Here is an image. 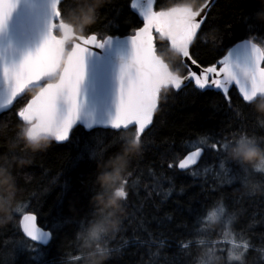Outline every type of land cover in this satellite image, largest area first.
<instances>
[{"label":"trees","instance_id":"trees-1","mask_svg":"<svg viewBox=\"0 0 264 264\" xmlns=\"http://www.w3.org/2000/svg\"><path fill=\"white\" fill-rule=\"evenodd\" d=\"M204 1L155 0L154 7L162 10L177 5H202ZM74 2L67 0V3ZM130 5L131 0H106L99 8L96 22L84 34H89V30L100 35L110 32L116 35L133 33V29L142 22ZM261 13H264V0H215L208 10V19L201 33L202 42L197 46L199 59L207 65L218 60L236 42L248 41L253 36L257 42L264 43V23L258 16ZM245 17L253 18L246 22ZM113 21L115 26H111ZM249 24L253 27L250 28ZM209 26L218 29L216 35L220 39L215 44ZM155 37L158 55L171 68L179 69L183 74L177 61V52L167 40L160 39L158 34ZM33 94L29 92L10 111L0 113V153L6 151V139L15 136L20 124L14 115L15 111ZM230 95L231 108L220 92L200 91L192 84H187L179 91L170 90L162 100L153 125L144 133L142 155L129 164L128 170L133 172L129 182L134 188L123 204L124 230L109 242L110 247L119 251L107 264H204L205 261L207 264H225L224 257L212 251L210 242H215L220 248L225 247V238L218 233L240 207L246 211L238 226V234L253 246L247 254L249 264H264V223L248 227L253 220H264V199L261 195L264 194V172L253 170L226 153L227 158L247 170L249 183L246 188L237 182L233 186L221 185L217 190L220 169L218 163L211 162L212 158L207 153L204 161L193 169L195 176L167 167L169 162L177 163L191 149V145L222 131L229 139L233 138L232 133H237L229 148L244 140L259 143L264 140V114L256 111L254 103L243 104L236 87L230 89ZM238 108L239 115L236 111ZM118 135L110 128L96 127L87 131L77 126L68 142L53 141L46 150L36 153L17 150L18 155L28 156L31 160L18 173L17 205L35 211L37 222L42 227H50L55 220L82 221L85 217L89 222L80 232H85L93 223L106 224L112 210L102 205L96 197L102 194L107 198L113 186H102L98 176L103 171L111 170L109 161L123 153L136 138L130 132L125 133L120 150L119 146L113 147L102 160L90 158V151L93 147L102 146L99 142L111 144ZM142 149L130 158L138 156ZM81 154L83 159L77 160ZM8 156L11 157L12 153H8ZM0 162L12 171L21 168L11 159ZM234 168L236 172L242 173L238 166ZM65 183L67 188L64 187ZM148 184L151 187L146 189L145 185ZM94 186L95 191L92 190ZM253 190L256 192L254 197L245 196L240 204L235 203L242 193ZM220 203L225 205L227 215L220 213L216 222L207 220L209 209ZM196 214L202 217L200 228L206 232L215 229L217 234L205 236L203 245L193 243L189 255L181 246L188 243L190 234L196 230ZM239 228L244 229L243 233H239ZM78 233L77 223L65 224L56 239L44 249L45 264L54 259L58 264H82L79 260L80 248H83L84 253L89 249L84 247L80 238L79 242L76 241ZM113 233H101L99 243L108 248L107 240ZM22 236L19 214H13L10 222L0 226V264H35L27 259V253L18 252L15 248V241ZM163 239L168 241V246L160 249L159 241ZM157 252L158 255H153Z\"/></svg>","mask_w":264,"mask_h":264},{"label":"snow or ice","instance_id":"snow-or-ice-1","mask_svg":"<svg viewBox=\"0 0 264 264\" xmlns=\"http://www.w3.org/2000/svg\"><path fill=\"white\" fill-rule=\"evenodd\" d=\"M20 3L21 0H0V32L7 28ZM154 5L155 0H131L130 6L142 18L143 26L134 28L133 34L128 35L131 55L119 68V89L114 115H110L106 120L97 119L94 113L85 116L82 85L86 79L88 61L93 57L101 62L98 79L102 82L104 76L102 52L96 50H104L119 37L111 32L100 35L90 30L87 35L76 34L64 21L67 8L70 6L67 0H51V15L48 18L46 35L34 52H28L19 63L0 64V76L7 86L6 93L0 97V110L10 111L16 103L27 97L29 92H33L31 98L14 113L20 124L28 128L29 135L37 136L43 133L54 137V141L60 143L68 142L77 126L87 131L93 130L95 126L110 128L119 135L111 144L99 142L102 146L93 147L90 151V158L102 160L113 147L119 146L120 150L125 140V133L130 132L143 145L142 152L130 158L131 162L142 155L144 133L153 125L162 100L170 90L179 91L187 84H192L200 91H218L224 96L230 108L232 87L238 89L241 101L245 105H251L256 97L264 96V43L257 42L255 36L248 38L247 42L252 49L250 63L243 65L235 63L229 54L205 65L198 57L197 46L202 42L201 33L208 19L211 0H206L202 5H177L162 10H156ZM258 16L264 23V13ZM252 18L244 19L248 22ZM111 26H115V21L111 22ZM249 27L253 25L249 24ZM212 31L215 44L220 37L216 35L218 29L212 28ZM154 34H158L160 39L166 38L170 47L179 52L177 61L183 69V74H174L168 63L159 57ZM193 66L196 70H193ZM236 111L239 115L240 109ZM236 135L237 133H232L233 138L229 139L222 131L216 136H208L191 145V150L179 159L178 163L169 162L167 167L195 176L193 169L204 161L207 153L212 158L211 162L218 163L220 169L217 190L221 185L233 186L237 182L246 188L249 183L247 170L226 156ZM260 142L264 144V140ZM80 159H83V154L78 156L77 160ZM234 166H238L242 173L236 172ZM19 171H23V168L13 169L16 181ZM132 175L133 172L127 169L122 181L123 187L117 192V195L124 198L123 204L127 202L134 188L129 182ZM64 187L67 188L66 183ZM145 187L148 189L151 185ZM92 190L95 191V186ZM168 195H171V190ZM255 195V190L245 191L235 203L240 204L245 196ZM261 195L264 199V194ZM220 205V213L227 215L225 205L223 203ZM190 211L195 212L192 209ZM245 211L246 209L242 207L237 208L227 219L226 226H222L223 230L219 231L218 234L225 238V247L220 248L215 242H210L212 251L224 257L225 264H249L247 254L253 246L249 240L243 239L238 234V226ZM13 214H19V228L23 234L21 239L15 241V248L18 252L27 253V259L35 264H45L44 249L56 239L57 233L65 224L77 223L80 232L89 222L87 217L82 221L55 220L50 227H42L36 223L35 211H29L23 205H17ZM120 220L119 231L114 232L107 240L109 256L105 264L113 258L115 252L119 251L110 247L109 242L117 233L124 230V218L121 216ZM196 221V230L190 234L188 243L181 246L189 255L193 243L203 245L206 242L205 236L217 234L215 229L206 232L204 228L199 227L203 222L199 214H196ZM259 223H264V220H253L248 227ZM243 231V228H239V233ZM75 239L79 242L78 235ZM159 244L160 249H163L168 246V241L163 239ZM80 252L79 260L84 264L85 254L82 247ZM158 254L159 252L153 253V255ZM47 264H58V262L54 259Z\"/></svg>","mask_w":264,"mask_h":264},{"label":"clouds","instance_id":"clouds-1","mask_svg":"<svg viewBox=\"0 0 264 264\" xmlns=\"http://www.w3.org/2000/svg\"><path fill=\"white\" fill-rule=\"evenodd\" d=\"M106 0H75L69 3L64 21L72 27L78 35H83L87 29L96 22L99 8L103 6ZM179 52L177 56L179 57ZM172 72L180 75L179 69L171 68ZM259 101V103H257ZM255 109L258 113L264 114V96H258L254 99ZM54 137L46 134L37 136L29 135L28 128L19 124L15 136L6 139L4 147L5 152L0 153V161L14 160L18 167H24L31 163L28 156H20L17 153L27 152L36 153L46 150L53 142ZM142 149V143L133 139L124 152L118 154L109 161L111 170L103 171L98 176L102 186L111 187L110 195L105 198L102 194L96 199L105 207L110 208V218L106 224L93 223L85 232H79V238L84 242V247L88 248L85 254L84 264H104L109 256V249L99 243L101 233L117 232L120 229L123 215V197L117 195L118 190L123 187V178L130 164V157ZM8 153H12L9 157ZM227 155L239 160L241 163L250 166L257 172H264V144L250 140H244L241 143L232 146L227 150ZM17 184L15 175L10 167L0 162V226L10 222L13 218V212L17 207ZM220 207L209 209L206 219L216 222L219 219ZM204 264H207L205 261Z\"/></svg>","mask_w":264,"mask_h":264},{"label":"water","instance_id":"water-1","mask_svg":"<svg viewBox=\"0 0 264 264\" xmlns=\"http://www.w3.org/2000/svg\"><path fill=\"white\" fill-rule=\"evenodd\" d=\"M205 2L206 0L203 4ZM214 2L215 0H211V6ZM132 10L142 22L139 14L134 9ZM50 15L51 0H21L9 20L7 28L0 32V64L4 62L19 63L28 52H34L46 35ZM142 26L143 23L139 27ZM131 34L118 35L119 39L114 40L111 45H107L104 50H96L102 52L104 67L102 82L98 79L101 62L97 61L95 57L89 59L86 79L82 85V93L85 98L83 114L85 116L94 113L97 119L106 120L110 115L115 114L119 89V68L121 63L131 55V45L128 39V35ZM229 54H231L230 58L233 62L241 65L250 63L252 59V49L247 40L236 42L220 58ZM193 70H196L194 66ZM6 87L3 77L0 76V97L6 93ZM4 111L6 110H0V113ZM96 127L102 126L94 128ZM36 223L38 224L37 221Z\"/></svg>","mask_w":264,"mask_h":264}]
</instances>
